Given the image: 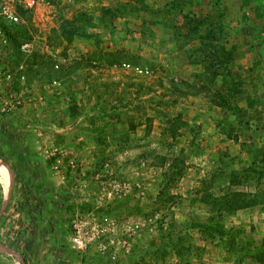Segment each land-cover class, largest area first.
I'll return each mask as SVG.
<instances>
[{
	"label": "rangeland",
	"instance_id": "rangeland-1",
	"mask_svg": "<svg viewBox=\"0 0 264 264\" xmlns=\"http://www.w3.org/2000/svg\"><path fill=\"white\" fill-rule=\"evenodd\" d=\"M27 1L0 264H264V0Z\"/></svg>",
	"mask_w": 264,
	"mask_h": 264
},
{
	"label": "built area",
	"instance_id": "built-area-1",
	"mask_svg": "<svg viewBox=\"0 0 264 264\" xmlns=\"http://www.w3.org/2000/svg\"><path fill=\"white\" fill-rule=\"evenodd\" d=\"M34 1L27 0H0V46L7 44L6 32L11 26L21 27L22 20L17 14L16 6L31 7ZM27 44L21 46L22 49L27 47ZM75 246L80 250H85L87 244L80 240L79 237L74 239Z\"/></svg>",
	"mask_w": 264,
	"mask_h": 264
},
{
	"label": "water",
	"instance_id": "water-1",
	"mask_svg": "<svg viewBox=\"0 0 264 264\" xmlns=\"http://www.w3.org/2000/svg\"><path fill=\"white\" fill-rule=\"evenodd\" d=\"M5 202H7V201H5ZM13 255H15V256H16V254H15V253H13ZM22 263H23V261H22Z\"/></svg>",
	"mask_w": 264,
	"mask_h": 264
},
{
	"label": "trees",
	"instance_id": "trees-1",
	"mask_svg": "<svg viewBox=\"0 0 264 264\" xmlns=\"http://www.w3.org/2000/svg\"><path fill=\"white\" fill-rule=\"evenodd\" d=\"M15 43V42H14Z\"/></svg>",
	"mask_w": 264,
	"mask_h": 264
}]
</instances>
